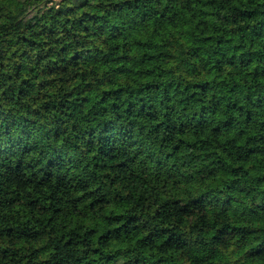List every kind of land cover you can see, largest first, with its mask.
<instances>
[{
	"label": "clouds",
	"instance_id": "9594fccd",
	"mask_svg": "<svg viewBox=\"0 0 264 264\" xmlns=\"http://www.w3.org/2000/svg\"><path fill=\"white\" fill-rule=\"evenodd\" d=\"M13 148L0 264H264V0H0Z\"/></svg>",
	"mask_w": 264,
	"mask_h": 264
},
{
	"label": "trees",
	"instance_id": "16d2710c",
	"mask_svg": "<svg viewBox=\"0 0 264 264\" xmlns=\"http://www.w3.org/2000/svg\"><path fill=\"white\" fill-rule=\"evenodd\" d=\"M19 152H20L19 148H13L10 151L5 150L3 154H0V168L3 169L12 168L14 170L16 167H23L22 165H16L15 160L11 158L12 153H19ZM2 177H3V172H0V182H3Z\"/></svg>",
	"mask_w": 264,
	"mask_h": 264
}]
</instances>
